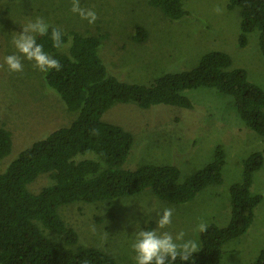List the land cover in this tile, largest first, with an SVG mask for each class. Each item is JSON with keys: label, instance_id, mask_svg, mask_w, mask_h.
Listing matches in <instances>:
<instances>
[{"label": "rangeland", "instance_id": "1", "mask_svg": "<svg viewBox=\"0 0 264 264\" xmlns=\"http://www.w3.org/2000/svg\"><path fill=\"white\" fill-rule=\"evenodd\" d=\"M147 1L80 0L82 8L97 14L95 23L89 24L70 10L72 0H0V123L11 131L13 141L10 154L0 160V170L9 156L14 157L38 136L68 124L73 117L44 85L43 72L34 68L33 62L22 58L23 72H9L4 64V57L16 51L12 37L37 17L66 31L106 33L99 54L107 71L123 81L149 84L166 71L192 68L203 53L218 50L228 53L232 66L244 68L249 80L264 89L258 32H249L246 44H238V8L227 9L228 0H182L188 14L174 20ZM135 25L145 28L143 41L133 40ZM182 92L191 100V108L162 103L140 108L133 101L115 102L103 119L121 125L133 135L125 167L174 164L182 181L212 161L220 145L225 151L222 181L204 187L192 200L179 204L162 202L149 188L110 201L64 204L58 211L77 232L79 245L100 248L118 261L132 264L135 233L149 230L148 226L156 228L157 212L162 214L164 208L173 209L172 223L159 231H168L173 237L183 231L186 240H196L199 245L198 223H227L229 186L241 180L242 160L254 151L264 150V137L245 126L232 96L203 86ZM48 183V177L40 175L28 186L36 192ZM250 192L262 196L253 220L244 234L223 245L219 264L249 263L262 247L264 161L253 173ZM49 236L61 240L54 234Z\"/></svg>", "mask_w": 264, "mask_h": 264}, {"label": "trees", "instance_id": "2", "mask_svg": "<svg viewBox=\"0 0 264 264\" xmlns=\"http://www.w3.org/2000/svg\"><path fill=\"white\" fill-rule=\"evenodd\" d=\"M147 2L171 20L188 14L182 0ZM226 7L238 8V44L245 45L248 33L256 30L264 59V0H228ZM62 30L61 49L54 48L48 36H38L37 42L63 65L60 71L43 72L42 78L73 117L68 124L38 136L14 157L9 156L0 170V264H124L100 248L79 245L77 232L62 218L59 207L77 201H110L146 188L162 202L179 204L222 181L225 151L220 145L212 161L182 181L174 164L125 167L133 135L103 119L115 102L133 101L140 108L161 103L191 108L183 90L214 88L232 96L245 126L264 137V89L249 80L244 68L233 67L228 53L205 52L194 67L166 71L149 84L127 82L107 71L99 54L106 33ZM146 34L143 26L135 25L132 38L140 42ZM12 144L11 131L0 123V160L7 158ZM263 161L264 150L242 160L241 180L229 186V220L223 226L207 224V230L200 232L201 249L192 260L177 259L175 264H219L223 245L245 233L262 199L261 194L250 192V186ZM40 175H46L49 183L33 192L28 185ZM131 263L136 264L135 259ZM242 264H264V240L254 259Z\"/></svg>", "mask_w": 264, "mask_h": 264}, {"label": "clouds", "instance_id": "3", "mask_svg": "<svg viewBox=\"0 0 264 264\" xmlns=\"http://www.w3.org/2000/svg\"><path fill=\"white\" fill-rule=\"evenodd\" d=\"M70 10L89 24H94L97 20L96 12L90 8H82L80 0H72ZM216 11L219 12L220 9L217 8ZM38 36L50 37L52 46L56 49L64 46V31L46 22L43 17H37L34 21L22 25V31L12 37L11 43L16 51L4 57V64L9 72H23L22 58L33 62V67L44 73L62 69V63L47 53L43 44L37 42ZM172 215L173 209L164 208L162 214L157 212L156 228L142 229L135 233L131 248L136 254V264H175L177 259L189 261L192 260L193 254L201 249L196 240H186L183 231L175 237L168 231H159L171 225ZM207 228V223L201 221L197 224L196 231L202 233Z\"/></svg>", "mask_w": 264, "mask_h": 264}]
</instances>
